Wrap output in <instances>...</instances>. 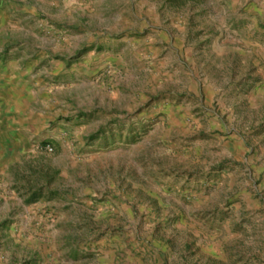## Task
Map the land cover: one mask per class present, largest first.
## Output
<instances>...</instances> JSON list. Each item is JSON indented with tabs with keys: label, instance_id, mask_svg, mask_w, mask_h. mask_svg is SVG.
<instances>
[{
	"label": "rangeland",
	"instance_id": "374dc122",
	"mask_svg": "<svg viewBox=\"0 0 264 264\" xmlns=\"http://www.w3.org/2000/svg\"><path fill=\"white\" fill-rule=\"evenodd\" d=\"M0 264H264V0H0Z\"/></svg>",
	"mask_w": 264,
	"mask_h": 264
},
{
	"label": "crops",
	"instance_id": "0c3cea01",
	"mask_svg": "<svg viewBox=\"0 0 264 264\" xmlns=\"http://www.w3.org/2000/svg\"><path fill=\"white\" fill-rule=\"evenodd\" d=\"M7 71V70H6ZM6 73V75H10V70H8L7 72H5Z\"/></svg>",
	"mask_w": 264,
	"mask_h": 264
}]
</instances>
